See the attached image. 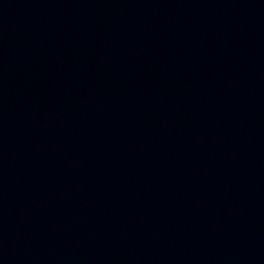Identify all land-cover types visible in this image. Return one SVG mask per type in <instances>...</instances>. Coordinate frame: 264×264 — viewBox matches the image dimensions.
Listing matches in <instances>:
<instances>
[{"label":"water","instance_id":"obj_1","mask_svg":"<svg viewBox=\"0 0 264 264\" xmlns=\"http://www.w3.org/2000/svg\"><path fill=\"white\" fill-rule=\"evenodd\" d=\"M0 264H264V0H0Z\"/></svg>","mask_w":264,"mask_h":264}]
</instances>
